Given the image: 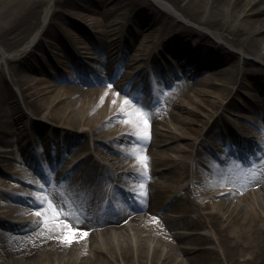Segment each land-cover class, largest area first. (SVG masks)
Masks as SVG:
<instances>
[{"label":"bare ground","instance_id":"6f19581e","mask_svg":"<svg viewBox=\"0 0 264 264\" xmlns=\"http://www.w3.org/2000/svg\"><path fill=\"white\" fill-rule=\"evenodd\" d=\"M87 40L100 54L88 56L94 71L74 55L93 53ZM36 50L66 73L116 75V90L84 88L80 75H68L69 85L56 83L60 74L31 77ZM165 53L180 60L179 73L164 74ZM148 65L172 83L155 109L144 79L134 91L126 85L132 73L147 78ZM263 66L264 0H0V264H264V95L251 93L264 79L247 76ZM241 94L245 109L233 101ZM53 135L86 140L52 154ZM131 136H147L152 150L135 145L121 162L127 152L101 142ZM108 176L140 205L115 186L117 209L103 202ZM19 215L43 219L34 230Z\"/></svg>","mask_w":264,"mask_h":264},{"label":"rangeland","instance_id":"374dc122","mask_svg":"<svg viewBox=\"0 0 264 264\" xmlns=\"http://www.w3.org/2000/svg\"><path fill=\"white\" fill-rule=\"evenodd\" d=\"M68 9V8H67ZM81 25H82V23H81ZM83 26H84V24H83ZM87 27V30H88V32L89 33H91V35H95V32H94V30L92 29V28H90L88 25L86 26H84V28H86ZM162 39V36L160 37V40ZM87 43H89V45L91 46V45H93L92 44V42H90V41H88L87 40ZM91 51H94V52H96L93 48H92V50ZM36 53L38 54V57H37V63L35 64L36 65V67H38V69H36V70H28V69H26V73L29 75V76H31V77H37V78H47V79H51V77H50V75H48V72L46 73V70L44 71H40L41 69H42V67L44 68H47L48 69V64H50V63H52V58H53V60L54 59H56V56L54 57V55H53V57H52V55H51V60H50V55L48 56V54H46V53H44L43 52V56L44 57H42L41 56V53L42 52H40V51H38V50H36ZM82 54V53H81ZM99 53H97V55H98ZM126 54V51H124V50H122L121 52H120V56H123V55H125ZM134 54V52L133 51H131V53H129V55L127 56V57H125V60H127L131 55H133ZM170 63V62H169ZM41 64V65H40ZM172 64H173V69L175 70V71H177V72H179L180 71V69L176 66V64H174V63H172L171 62V67H172ZM249 65L250 66H252V67H256V66H258V67H260V66H262V62H260V61H258V60H249ZM163 66V65H162ZM264 67V66H263ZM41 68V69H40ZM150 67L149 66H146V68H145V70L144 71H146V69H149ZM163 69L165 70V74L167 73V66H163ZM122 70H127L126 68H122ZM49 71V70H48ZM86 74H88V72L86 73ZM252 75H254L255 77L256 76H261V78H263L264 79V70H262V71H259L258 73H255V71H250L248 74H247V76L249 77V76H252ZM182 78V76H180L179 77V79H181ZM196 78H198V76L196 77ZM114 79V78H113ZM113 79H111V80H109V82H113ZM55 81V80H54ZM164 81V80H163ZM254 82H255V80H253ZM103 82H107V81H105V79L104 80H101V81H96L95 83H83V86H84V88H92V89H95V88H97V84H99V83H103ZM151 82H152V84H153V87L155 86H157V85H159V84H156L155 83V85H154V82L151 80ZM261 82H264V80H261ZM56 83H58V84H65V85H69V82H67V81H61V82H56ZM110 84V83H109ZM160 84L163 86V89H164V87L165 88H168V89H170V85H166V84H164L163 82H161L160 81ZM112 85V84H111ZM154 87V88H155ZM110 89H113V87L111 86L110 87ZM160 92H162V91H160ZM164 92V91H163ZM258 96H260V97H263L262 95H264V93H262V92H264V90H260L259 88L257 89V87L255 88V91H254ZM188 93H191V90H188ZM253 93V92H252ZM157 95V94H156ZM238 99H240V100H242L244 103H247V99L248 98H244L243 97V95L241 94V95H239V96H235V99H233V101H234V104H236V105H238V102H236V100H238ZM174 111H175V109H174ZM169 117V116H168ZM121 119H122V117L121 116H118V117H116V119H115V121L114 122H112V124H113V127H116L119 123H121L120 121H121ZM24 121V120H23ZM173 122V124L175 125H178V126H180L181 124L180 123H178L177 121H172ZM54 123H56V122H54ZM229 124H232V125H234L230 120H229ZM162 128H165V126L164 125H162ZM78 138H79V141H77L74 145H76V147H79L80 145H82V143H83V141L85 140V136L84 137H82V136H79L78 135ZM131 141H133V140H127L126 141V143H122V142H117V143H115V145H113V144H110L108 141H106L105 140V143H107V144H109V146H111V147H120L121 145H126V147H128L129 145H131L132 144V142ZM148 142H150V141H146V143L145 144H143V147H144V149H147V150H149V149H151L152 150V147L149 145V143ZM171 144H175V145H177V144H179L178 142H175V143H171ZM117 145V146H116ZM179 146V145H178ZM154 149V148H153ZM158 149H161V146L160 147H158ZM100 150V149H99ZM155 150V149H154ZM205 150H207V149H205ZM175 151V152H174ZM174 151H169V153L170 154H173V155H176V153L177 154H180L179 153V151L176 149V150H174ZM66 154H67V157H69L70 155L68 154V152H66ZM69 155V156H68ZM131 157V156H130ZM129 156H127V157H124L123 158V160L121 161V162H123L125 159H128V158H130ZM213 158V157H212ZM212 161H214L215 160V158H213V159H211ZM216 161V160H215ZM214 161V162H215ZM0 166H2L1 165V163H0ZM155 168H157V167H159V166H154ZM164 173H165V175H167V171H164ZM47 174V173H46ZM48 176V175H47ZM144 179V178H143ZM143 179H139L138 181L139 182H143ZM240 193H238V195H239ZM237 195V196H238ZM149 202H150V200H149ZM160 208H158V213H160ZM142 212H145L144 210H142ZM18 217H21V219L23 220V219H25V218H22V216L21 215H19ZM29 218V217H28ZM27 218V219H28ZM157 218L159 219V217L157 216ZM122 219L123 218H121V219H119V222L120 221H122ZM3 229V228H2ZM178 229H172V231H177Z\"/></svg>","mask_w":264,"mask_h":264},{"label":"snow or ice","instance_id":"6c2138e0","mask_svg":"<svg viewBox=\"0 0 264 264\" xmlns=\"http://www.w3.org/2000/svg\"><path fill=\"white\" fill-rule=\"evenodd\" d=\"M108 87H111V84H109ZM101 100H103V97L101 98ZM145 115H147V113H146ZM144 123H147V121L145 120ZM144 159L146 160L147 158L145 157ZM256 178H257L256 174L253 173V175H252V179H256ZM41 187H43V186H41ZM142 199H143V197H142ZM40 204L43 205V204H44V201H43V200H40ZM37 214L39 215V213H37ZM86 234H87V233H85V235H86ZM70 242H71V241L69 240V243H70Z\"/></svg>","mask_w":264,"mask_h":264}]
</instances>
